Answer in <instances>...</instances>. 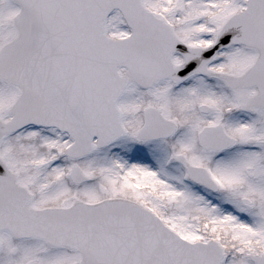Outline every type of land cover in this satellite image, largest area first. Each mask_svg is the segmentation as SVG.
<instances>
[{
    "label": "snow or ice",
    "instance_id": "6c2138e0",
    "mask_svg": "<svg viewBox=\"0 0 264 264\" xmlns=\"http://www.w3.org/2000/svg\"><path fill=\"white\" fill-rule=\"evenodd\" d=\"M0 264H264V0H0Z\"/></svg>",
    "mask_w": 264,
    "mask_h": 264
}]
</instances>
